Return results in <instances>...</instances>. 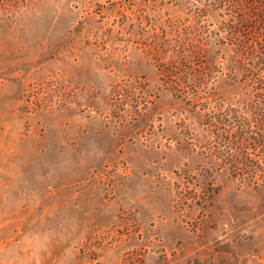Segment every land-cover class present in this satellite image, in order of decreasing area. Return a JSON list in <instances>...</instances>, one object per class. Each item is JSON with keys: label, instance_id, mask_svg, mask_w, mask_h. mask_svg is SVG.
<instances>
[{"label": "rangeland", "instance_id": "1", "mask_svg": "<svg viewBox=\"0 0 264 264\" xmlns=\"http://www.w3.org/2000/svg\"><path fill=\"white\" fill-rule=\"evenodd\" d=\"M178 3L0 0V264H264V195L201 123L241 95L221 61L194 106L161 79Z\"/></svg>", "mask_w": 264, "mask_h": 264}, {"label": "trees", "instance_id": "2", "mask_svg": "<svg viewBox=\"0 0 264 264\" xmlns=\"http://www.w3.org/2000/svg\"><path fill=\"white\" fill-rule=\"evenodd\" d=\"M177 2L196 21L168 40L170 56L159 63L164 87L194 106L204 68L223 63L227 85L241 95L239 105L206 112L201 123L214 135L219 164L264 195V0ZM208 40L212 46L204 47Z\"/></svg>", "mask_w": 264, "mask_h": 264}]
</instances>
